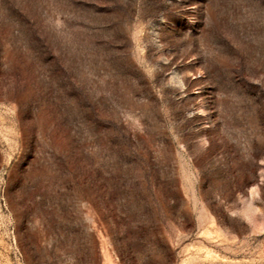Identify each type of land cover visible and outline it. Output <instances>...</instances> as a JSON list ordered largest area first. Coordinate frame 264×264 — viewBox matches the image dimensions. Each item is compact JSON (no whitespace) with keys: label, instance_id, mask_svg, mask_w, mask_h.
I'll use <instances>...</instances> for the list:
<instances>
[{"label":"rangeland","instance_id":"obj_1","mask_svg":"<svg viewBox=\"0 0 264 264\" xmlns=\"http://www.w3.org/2000/svg\"><path fill=\"white\" fill-rule=\"evenodd\" d=\"M0 264H264V0H0Z\"/></svg>","mask_w":264,"mask_h":264}]
</instances>
